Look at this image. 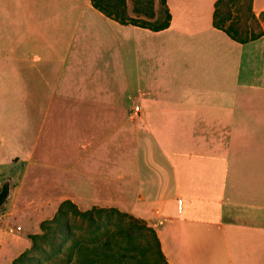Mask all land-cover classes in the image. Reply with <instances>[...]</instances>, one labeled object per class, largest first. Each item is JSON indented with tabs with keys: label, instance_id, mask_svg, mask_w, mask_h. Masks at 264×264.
<instances>
[{
	"label": "crops",
	"instance_id": "crops-1",
	"mask_svg": "<svg viewBox=\"0 0 264 264\" xmlns=\"http://www.w3.org/2000/svg\"><path fill=\"white\" fill-rule=\"evenodd\" d=\"M216 1L167 0L156 31L0 0V138L33 128L24 177L34 160L37 186L143 218L169 264H264V36L216 27Z\"/></svg>",
	"mask_w": 264,
	"mask_h": 264
},
{
	"label": "trees",
	"instance_id": "trees-1",
	"mask_svg": "<svg viewBox=\"0 0 264 264\" xmlns=\"http://www.w3.org/2000/svg\"><path fill=\"white\" fill-rule=\"evenodd\" d=\"M253 1L217 0L214 25L241 43L264 36V11L257 15ZM92 4L123 24H134L156 31L169 27L172 19L167 0H158V6L156 0H132V7L128 0H92ZM10 191L8 182L0 183V212ZM113 225L115 229L111 231ZM41 228V233L30 236L32 245L17 256L12 264H45L60 259L62 255L67 257L66 264H90L94 257H103L106 261L110 260V255L124 264L127 257L125 243L131 241L135 230L141 229L153 234L155 249L151 247L149 254L153 256L154 264H169L157 231L143 218L116 207L95 206L82 210L74 201L66 199L52 219L42 222ZM87 235L96 237L90 239ZM147 248H144L146 252ZM89 258L90 263L86 261Z\"/></svg>",
	"mask_w": 264,
	"mask_h": 264
},
{
	"label": "rangeland",
	"instance_id": "rangeland-1",
	"mask_svg": "<svg viewBox=\"0 0 264 264\" xmlns=\"http://www.w3.org/2000/svg\"><path fill=\"white\" fill-rule=\"evenodd\" d=\"M156 5L158 6V0H156ZM130 7H132V3ZM3 114L0 113V136L3 133V124L7 121ZM10 118L12 122L13 116ZM9 126L10 132H13V126ZM11 135L6 138L4 134V137L0 138V183L6 181L12 189L11 195L0 212V219H2L0 227L4 231L3 236L0 237V264H12L17 256L29 248L32 245L30 236L42 232V222L52 219L65 200L63 198L65 194L58 193L57 189L52 191L49 186H37L35 184L34 160H32L33 166H30V175L25 177L23 175L27 165V161L23 157H28L34 145L33 128L27 130L26 141L21 144L13 142V139L10 138ZM13 157H19V159L12 160ZM22 183L23 187L20 189ZM79 208L89 210L93 207ZM121 210L129 212L127 209ZM113 229H115L114 225L111 226V231ZM133 234L130 242L127 244L124 242L126 245H124V251L127 253L124 264H154V258L149 254L151 247L155 249L153 234L146 229L135 230ZM87 237L92 239L96 235H87ZM98 237L103 238L102 235ZM145 247H148L147 252L144 250ZM109 257L110 260L106 261L103 260V257L98 259L94 257L91 263L90 258L86 261L90 264H120L115 260V257L114 259L111 255ZM66 259V255H62L60 259H53L45 264H66Z\"/></svg>",
	"mask_w": 264,
	"mask_h": 264
},
{
	"label": "built area",
	"instance_id": "built-area-1",
	"mask_svg": "<svg viewBox=\"0 0 264 264\" xmlns=\"http://www.w3.org/2000/svg\"><path fill=\"white\" fill-rule=\"evenodd\" d=\"M136 109H139V105L136 106Z\"/></svg>",
	"mask_w": 264,
	"mask_h": 264
}]
</instances>
